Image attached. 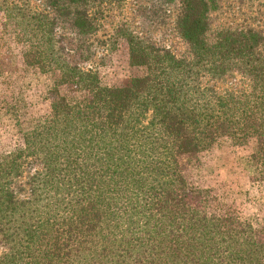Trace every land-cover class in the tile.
Instances as JSON below:
<instances>
[{"label":"trees","instance_id":"trees-1","mask_svg":"<svg viewBox=\"0 0 264 264\" xmlns=\"http://www.w3.org/2000/svg\"><path fill=\"white\" fill-rule=\"evenodd\" d=\"M0 12L25 64L55 74L49 120L0 151V264H264V233L186 174L227 139L251 145L246 170L264 182V0H0ZM164 23L181 52L141 27ZM120 42L144 71L108 86L95 58Z\"/></svg>","mask_w":264,"mask_h":264},{"label":"rangeland","instance_id":"rangeland-1","mask_svg":"<svg viewBox=\"0 0 264 264\" xmlns=\"http://www.w3.org/2000/svg\"><path fill=\"white\" fill-rule=\"evenodd\" d=\"M227 9V18H230ZM151 30L161 44L171 46L179 53L183 46L168 23L159 26H141ZM63 26L61 32H66ZM26 46L16 40L13 26L0 12V101L12 106L11 112L0 109V151H9L19 143L21 131L29 130L49 120L51 115L49 90L55 74L43 73L25 64ZM103 84L120 85L130 76L141 75L143 68L128 65L125 44L119 43L112 54L99 51L96 58ZM60 93L70 100L79 93H71L65 86ZM10 109V110H11ZM251 145L236 146L227 139L219 140L212 148L201 152L187 168L189 183L196 188L212 189L220 202H226L246 218L260 234L264 233V182L253 180L246 170Z\"/></svg>","mask_w":264,"mask_h":264}]
</instances>
